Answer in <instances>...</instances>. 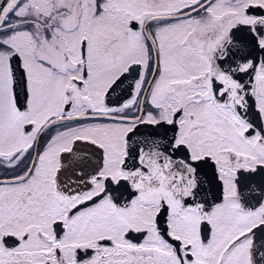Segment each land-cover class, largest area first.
<instances>
[{"label":"snow or ice","instance_id":"6c2138e0","mask_svg":"<svg viewBox=\"0 0 264 264\" xmlns=\"http://www.w3.org/2000/svg\"><path fill=\"white\" fill-rule=\"evenodd\" d=\"M0 264H264V0H0Z\"/></svg>","mask_w":264,"mask_h":264}]
</instances>
